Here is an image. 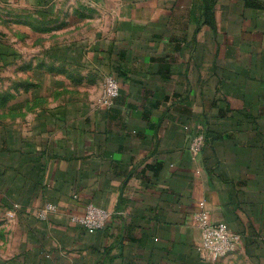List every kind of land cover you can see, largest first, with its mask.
I'll return each instance as SVG.
<instances>
[{"label": "crops", "instance_id": "obj_1", "mask_svg": "<svg viewBox=\"0 0 264 264\" xmlns=\"http://www.w3.org/2000/svg\"><path fill=\"white\" fill-rule=\"evenodd\" d=\"M64 1L0 0V196L30 264H264V0H74L96 36L23 61L7 23ZM90 203L100 231L72 221Z\"/></svg>", "mask_w": 264, "mask_h": 264}, {"label": "rangeland", "instance_id": "obj_2", "mask_svg": "<svg viewBox=\"0 0 264 264\" xmlns=\"http://www.w3.org/2000/svg\"><path fill=\"white\" fill-rule=\"evenodd\" d=\"M82 7L79 2L69 0L60 2L48 15L25 12L17 23H7L4 40L20 53L23 61L34 56L42 58L49 46L57 49L64 43L84 45L96 36L100 19L94 17V12L92 15L85 12L86 17H80L78 12ZM3 25L0 21V31L4 33ZM6 74L11 75V71ZM30 231L29 226L19 221L16 209L4 205L0 196V264H30L23 252Z\"/></svg>", "mask_w": 264, "mask_h": 264}, {"label": "built area", "instance_id": "obj_3", "mask_svg": "<svg viewBox=\"0 0 264 264\" xmlns=\"http://www.w3.org/2000/svg\"><path fill=\"white\" fill-rule=\"evenodd\" d=\"M121 93L119 82L114 77L106 78L105 102L116 98ZM204 145V136L198 135L193 139V150L199 151ZM52 211L54 207L48 206ZM110 213L93 203L86 205L82 215L72 217V221L89 231H100L107 226ZM202 242L200 252L211 260L218 261L227 257L236 247L238 236L233 233L225 222L210 223L204 221L201 227Z\"/></svg>", "mask_w": 264, "mask_h": 264}]
</instances>
